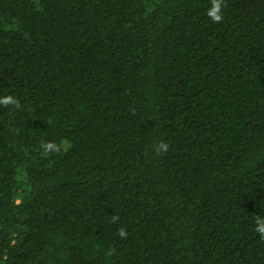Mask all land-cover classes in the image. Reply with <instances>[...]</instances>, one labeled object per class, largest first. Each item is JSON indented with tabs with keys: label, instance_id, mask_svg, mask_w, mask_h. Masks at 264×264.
I'll list each match as a JSON object with an SVG mask.
<instances>
[{
	"label": "trees",
	"instance_id": "16d2710c",
	"mask_svg": "<svg viewBox=\"0 0 264 264\" xmlns=\"http://www.w3.org/2000/svg\"><path fill=\"white\" fill-rule=\"evenodd\" d=\"M218 3L0 0V264H264V0Z\"/></svg>",
	"mask_w": 264,
	"mask_h": 264
},
{
	"label": "clouds",
	"instance_id": "9594fccd",
	"mask_svg": "<svg viewBox=\"0 0 264 264\" xmlns=\"http://www.w3.org/2000/svg\"><path fill=\"white\" fill-rule=\"evenodd\" d=\"M220 12V6L218 3V0H214V4L212 9L209 11V15L215 20V21H219L221 19V16L219 14ZM14 102L12 97H5L2 100H0V103H12ZM47 147L51 148L53 147L52 144H49ZM257 230L264 235V220H258L257 221ZM125 233L123 231H121L120 235H124Z\"/></svg>",
	"mask_w": 264,
	"mask_h": 264
}]
</instances>
